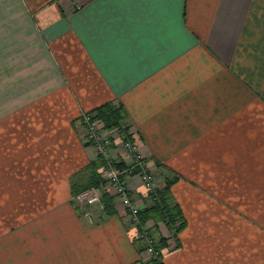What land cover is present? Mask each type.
<instances>
[{
	"label": "crops",
	"instance_id": "0c3cea01",
	"mask_svg": "<svg viewBox=\"0 0 264 264\" xmlns=\"http://www.w3.org/2000/svg\"><path fill=\"white\" fill-rule=\"evenodd\" d=\"M106 103L156 190L178 178L159 263L264 264V0H0V264L157 263L120 204L90 223L72 200L96 160L81 116Z\"/></svg>",
	"mask_w": 264,
	"mask_h": 264
},
{
	"label": "built area",
	"instance_id": "2783aa9c",
	"mask_svg": "<svg viewBox=\"0 0 264 264\" xmlns=\"http://www.w3.org/2000/svg\"><path fill=\"white\" fill-rule=\"evenodd\" d=\"M74 4L75 9L80 8V4L77 1H74ZM80 121L85 130L86 141L94 148L96 156L101 157L105 163L100 169V180L103 182L102 190H106L113 200L125 210L128 223L138 230L140 238L145 241L144 244L147 246L146 252L157 264H160L159 256L152 248L150 238L146 236L148 230L146 225L142 226L141 232H139L138 212L140 208L130 198L126 181L122 179L123 176L124 178L127 176H136L142 186L147 190V193H153L156 190L154 177L145 161L138 154L139 150L131 140L127 124L123 122L119 128L112 131H105L99 122L90 121L89 114H83ZM109 137L116 138L120 142L123 151L127 154V161L126 163L123 162L127 165L126 169H121L113 165L117 161L106 150L112 143L111 141L109 143ZM102 190L93 186L81 191L73 198V201L81 205L82 208H85L81 212V215L90 223L98 220V213H102L105 210L101 200ZM169 232L168 244L171 245L175 243V237L172 230H169Z\"/></svg>",
	"mask_w": 264,
	"mask_h": 264
},
{
	"label": "trees",
	"instance_id": "16d2710c",
	"mask_svg": "<svg viewBox=\"0 0 264 264\" xmlns=\"http://www.w3.org/2000/svg\"><path fill=\"white\" fill-rule=\"evenodd\" d=\"M86 114L90 115L91 122H99L105 131H112L116 128H119L122 122L126 120L122 107L110 103L103 104ZM110 140H112V138L108 139L109 143L112 142H110ZM86 144L91 145L89 142ZM104 164L105 163L103 159L99 156H96V160L87 167V171L92 177V180L87 185H85V187L79 189V192L77 191V193L73 195L74 197L81 191L93 186L102 190L103 182L100 180V169L104 166ZM113 165L121 169L127 168V165L120 161L113 163ZM122 179H125L124 176ZM177 179L178 178L175 177L166 178L165 184L162 188L155 190L153 193H148V197L152 200V204L146 208L140 209L138 212L139 232H141V227L147 225L148 222L153 223V227L147 230L146 236L150 238L152 242V248L158 254V256L161 255V251L165 247H168L169 244L167 238L158 236L156 239L154 237V235L157 233L156 225L159 223L164 224L169 230L173 231L175 238L178 237L186 225V221L183 217L181 209L173 201L171 196V186L174 182H176ZM101 200L104 205L105 215L115 213L113 198L107 193L106 190H102ZM144 242L145 241L141 238L135 242L139 253L145 252L147 249V246L144 244Z\"/></svg>",
	"mask_w": 264,
	"mask_h": 264
},
{
	"label": "rangeland",
	"instance_id": "374dc122",
	"mask_svg": "<svg viewBox=\"0 0 264 264\" xmlns=\"http://www.w3.org/2000/svg\"><path fill=\"white\" fill-rule=\"evenodd\" d=\"M123 122H125L126 124H127V122H126V120L125 121H123ZM122 122V123H123ZM109 138H112V140H110V141H113V140H117L116 138H114V137H109ZM132 140V139H131ZM132 142H133V144H134V146L136 147V148H138L137 147V145L135 144V142L132 140ZM120 148H121V150H123L122 149V147L120 146ZM109 148H106V150L108 151V153H109V150H108ZM110 154V153H109ZM140 156H141V153H138ZM142 157V156H141ZM142 160L144 161V159L142 158ZM73 200V199H72Z\"/></svg>",
	"mask_w": 264,
	"mask_h": 264
}]
</instances>
